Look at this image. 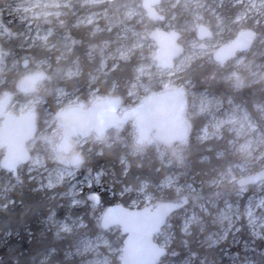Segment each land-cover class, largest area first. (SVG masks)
Wrapping results in <instances>:
<instances>
[{
  "label": "rangeland",
  "instance_id": "rangeland-1",
  "mask_svg": "<svg viewBox=\"0 0 264 264\" xmlns=\"http://www.w3.org/2000/svg\"><path fill=\"white\" fill-rule=\"evenodd\" d=\"M4 1L5 4L0 5V54H3L0 74L7 55L1 50V39H18L26 50L46 48L55 55L58 53L54 62L56 65L61 64L59 61L66 62V65L55 70L49 59H42L33 67L22 70L20 80L40 70L47 73L54 69L53 74H48L31 95L18 92L20 96L15 97L9 107L10 112L19 115L36 108L37 130L34 141L28 145L34 153L33 158L17 170L16 176L2 169L1 161L6 151L0 150V181L3 184L0 196L8 197L17 182L25 177L38 184L42 191L65 187L59 198L68 205L69 213L64 218L52 214L47 221L48 227L60 235L80 231L87 226L82 217H74L70 209L84 206L93 192L105 193L107 199L125 198L127 204L134 208L165 201L167 191H171L180 204L185 200L188 204L169 218L157 236L166 249L171 248L169 258L165 257L160 264H264V0H168V7L163 12L168 14L171 11L170 15L166 21L155 26H150L142 0ZM114 2L119 5H114ZM180 12L185 14L184 19L180 17ZM68 17L72 19V28L90 27L93 35L106 33L111 38L87 46L88 56H96L100 61L96 74L87 81L88 90L101 75L106 78L118 65L136 57L138 64L132 68L133 78L124 86L127 93L123 98L140 101L151 92L172 85L181 87L186 89L189 100L187 118L192 121L201 118L205 122L200 129L192 131L191 147L168 148L156 144L140 148L136 142L137 130L132 124L127 132L110 131L99 146H95L94 137L87 140L74 138L78 150L88 148V156L90 151L110 145L123 146L134 157L154 153L162 169H168L154 189L150 188L148 181L137 187H117L106 168H92L87 155H83L82 164L74 166L72 155H64L56 149L61 127L55 114L81 101L80 94L63 83L80 77L83 69L84 72L88 69V66L82 69L81 62L71 57L73 47L78 43L74 40L73 34L76 33L70 35L65 30L70 20ZM199 21L213 27L216 33L213 40L205 43V49L194 35ZM11 25L16 26L14 30L9 27ZM158 27L177 30L184 35L185 54L171 70L159 69L154 58L158 47L149 35ZM245 28L255 29L261 35L252 50L238 55L225 68L223 83L216 79L213 82L215 88H211L210 93L206 89L207 80L199 83L190 79L182 81L183 72L192 63L197 59L212 61L213 50L232 41L237 32ZM79 50L82 51L81 48ZM11 65L13 68L21 64L14 59ZM224 84H228L225 93L228 88L234 90L233 97L218 96L224 93ZM248 87L252 88L249 93L245 91ZM108 93L119 94L115 92V87ZM2 123L1 120L0 127ZM207 142H214L213 148L207 149L215 152L216 165L201 172L205 178L197 179V174L191 173L190 150ZM78 150L76 152L80 153ZM208 155L200 161L208 163L211 160ZM122 161L128 164L127 158ZM91 202V206L99 208L101 226L104 206ZM174 221L180 222L184 235L196 234L198 247H204L210 254L199 258L194 253L179 257L177 249L180 243L174 241ZM121 236L118 227L104 232L95 227L92 235H82L66 255L77 257L79 264H119L123 247L118 241Z\"/></svg>",
  "mask_w": 264,
  "mask_h": 264
},
{
  "label": "trees",
  "instance_id": "trees-1",
  "mask_svg": "<svg viewBox=\"0 0 264 264\" xmlns=\"http://www.w3.org/2000/svg\"><path fill=\"white\" fill-rule=\"evenodd\" d=\"M5 2L4 0H0V5H4ZM116 4L119 5V3L114 2V5ZM150 26H155V24L151 22ZM74 31L76 34H73V32L72 34L74 37L76 35L78 43L76 45V50L79 51V60L83 68L88 66L85 72H87V74L92 73L100 61L98 59L94 61L88 56V52L82 49L84 46L83 42L87 44V47L94 43H101L108 39L111 40V38H108L109 35L106 33L93 35V30L90 27H87L83 32L75 29ZM61 32H63V30H61ZM72 34L70 33V35ZM1 43V49L7 53V55L5 57V65L2 68L3 72L0 74V93L7 90L12 91L15 95L14 97L20 96L17 85L22 76L23 66L18 65V67L12 68L11 63L14 59L18 60L19 63L24 59H29L31 60V67H33L34 63L37 61L49 59L51 67L53 66L55 70L63 69V66L66 65V62L60 61L59 63L61 64L56 65L54 62L56 61L55 58L58 57V53L55 55L46 48L32 47L26 50L20 40L12 38L8 40L1 39ZM80 48L82 51L79 50ZM137 64L138 61L136 57H132L128 63H121L113 72L107 74L106 81L108 82V90L115 87L116 93L126 95L127 92L124 86L127 81L133 78L132 68ZM53 68L50 69L47 74L52 75ZM204 71V69L203 71L199 69L196 62H194L190 68L183 72L184 76L182 77V81L190 79L195 83H199L203 78L201 77V73ZM87 74L85 73L83 77L78 79L64 81L63 84L69 89H72V87L76 85V87H81L82 90H86V80L90 75ZM219 80L221 79H217V81ZM255 94H257V92H255ZM193 121L194 130L200 129L205 123L201 118H195ZM213 145L214 142H207L200 147H192L190 150V153H192L191 164L193 166V171L191 173L192 175L197 174V179L205 178L202 177L203 174H201V172L205 170L208 171L210 167L216 165L214 152H212V150H207V148H213ZM208 154L211 156V160L208 161V163L206 161L201 162L200 160L205 158ZM124 157L127 158V165L122 161ZM89 158L90 165L93 169H98L100 167L108 169V173L115 179L112 183L117 187L122 185L137 187L142 182L148 181L150 183V188L154 189L153 187L158 184L168 171L167 168L162 169L154 153L149 152L143 155V157H134L129 155L127 149L118 145H114L110 147V149H105L98 155L93 152ZM106 179L110 180L109 177H106ZM17 183L18 184L10 191L8 197L2 198L0 196V264H79L77 257H70L66 255V252L82 238V235H86V233L92 235L93 232H95V227H97L99 232H104V230H106L102 226V222L100 226L98 220L100 213L99 208L91 206L92 202L89 201L86 202L84 206L71 208L70 213L74 217H82L83 222L87 223V226L81 228L80 231L73 230L59 235L48 227L47 221L52 214H55L57 218H64L69 213V209L67 210L66 207L68 205L59 198V195L65 190V187L42 191L38 188V184L33 183L27 177ZM1 186H3V184L0 181V187ZM167 192L166 199L170 201L175 199L171 191ZM111 200L105 199L102 201L104 203L120 202L128 205V200L125 198L118 199L114 197ZM179 225V221L175 222L176 234L174 241L178 244L180 243L179 249H177L179 251L177 252L180 255L179 257H185L190 253L196 254L197 258L210 254V251H207L204 247H198L200 244L196 240V234H190V236L184 235ZM118 241L122 246V238ZM170 249L171 248L168 249V252H170ZM166 258L168 259L169 256Z\"/></svg>",
  "mask_w": 264,
  "mask_h": 264
},
{
  "label": "water",
  "instance_id": "water-1",
  "mask_svg": "<svg viewBox=\"0 0 264 264\" xmlns=\"http://www.w3.org/2000/svg\"><path fill=\"white\" fill-rule=\"evenodd\" d=\"M164 0H143L142 5L153 21L164 18L157 12V6ZM199 39L212 38L213 34L206 25L198 29ZM155 41L158 50L154 56L157 67L171 70L175 62L184 54V47L179 45L181 35L176 31H165L160 28L152 31L149 35ZM256 38L252 30H245L240 33L233 42L224 45L220 51L227 59H233L238 52L248 50ZM2 54H0L1 58ZM25 69L29 67V60L21 63ZM47 74L39 71L27 75L18 83V90L25 95H31L36 91L38 84L45 80ZM13 93H5L0 98V119L3 124L0 128V147L5 149L2 166L10 172H15L24 165L31 162L33 151L28 145L34 141L36 136V115L35 109H31L21 115L9 111L13 100ZM121 98L108 96L105 99L94 102L92 108L81 113L82 117L76 116L77 108L74 107L59 111L55 117L60 120L61 134L56 143V149L63 154L74 151L73 139L78 135L86 138L92 131L101 133L105 128L116 126L117 123H129L130 120H138L143 117V135L141 139H148L152 134L154 138L162 143L168 141L174 134H181L185 130L187 113V91L181 87H166L161 91L151 92L150 95L142 98L137 107L131 108L123 117L116 114ZM111 106L107 117H96L105 106ZM102 130V131H101ZM139 142H142V140ZM72 165L78 166L81 156H72ZM95 201L97 205L102 203L99 193L93 192L88 198ZM188 204L185 200L180 202H166L153 211L152 206L145 208H132L122 203H114L108 207L102 215V226L109 230L119 227L124 239L122 240V254L119 264H159L169 252L159 242L154 241L157 233L167 224V217L171 212L176 211Z\"/></svg>",
  "mask_w": 264,
  "mask_h": 264
},
{
  "label": "flooded vegetation",
  "instance_id": "flooded-vegetation-1",
  "mask_svg": "<svg viewBox=\"0 0 264 264\" xmlns=\"http://www.w3.org/2000/svg\"><path fill=\"white\" fill-rule=\"evenodd\" d=\"M168 0H164V1H162L161 3H160V5L159 6H157V12L159 13V15H161L164 19L163 20H161V19H158L157 21H153L152 19H150L149 18V15H148V19H149V21H151V22H153L155 25H156V23L159 25V24H161V23H163L164 21H166V19L168 18V16L170 15V12L168 13V14H165L164 12H163V10H165V7H168V2H167ZM142 3H143V0H142ZM142 5V4H141ZM143 8H144V6H143ZM169 9V8H168ZM145 10V9H144ZM171 10V9H170ZM176 10H174L173 12H175ZM180 14V17H182V19H184L185 18V14H183V13H179ZM146 15H147V13H146ZM69 19H70V17H68ZM198 23V25H197V29H196V31H195V33H194V35H195V38L197 39V41H198V43L202 46V48L203 49H205L206 47H207V45L205 44L207 41H211V40H213V38L216 36V33H215V30H214V28L213 27H211V26H209L207 23H204L203 21H199V22H197ZM71 24H72V19H70L67 23H66V27H65V30H67V32H69V33H71L72 34V32L73 33H75V31L73 30V29H75V30H80V31H84V30H86V28L87 27H83V28H72V26H71ZM206 25L209 29H210V31H211V33L213 34V36H212V38H210V39H206V40H201V39H199V34H198V29H199V27L201 26V25ZM12 30H14L15 29V25H11V26H9ZM73 27H75L74 25H73ZM158 28H160V29H162V30H165V31H176V32H178L180 35H181V37H180V40H179V45H182L183 47H184V54H185V51H186V46H184V35L181 33V32H179V31H177V30H166V29H164L163 27H158ZM158 28H156V29H158ZM155 29V30H156ZM245 30H252L253 32H255L256 33V38H255V40L253 41V44H252V46L248 49V50H246L245 52H238L237 53V55L235 56V58L238 56V55H241V54H245L247 51H250V50H252L253 48H254V46L256 45V41L258 40V38H259V34H260V32H258L257 30H255V29H249V28H245V29H243V30H240L239 32H237V34L234 36V38L232 39V41H230V42H226V43H224V44H222V45H220V46H218L215 50H213V52H212V61H206L207 59H197L195 62H196V64H197V67H199V69H201L202 71H203V69L205 70L204 72H202L201 73V77H203L202 78V80H201V82L202 81H209V84L206 86V89L208 90V92H210L211 91V88H215V85L214 84H212V82L213 81H215L216 79H221V82H220V84L221 83H223L222 82V80H224V78H225V75H224V70H225V68H227L228 66H230V64H231V62L233 61V60H235V58H233V59H227L226 58V55H223V53L220 51V49H222L223 47H224V45H226V44H228V43H231V42H233L234 41V39L240 34V33H242V32H245ZM74 40L77 42V40H76V35H75V37H74ZM83 47H82V49L84 50V51H86V52H88L86 49H87V47H86V44H85V42H83ZM2 50V49H1ZM73 52H72V54H71V57L73 58H76V59H78L79 60V51H77L76 50V47H73V50H72ZM2 54V53H1ZM183 54V55H184ZM76 55V56H75ZM182 55V56H183ZM1 57H3V54H2V56ZM95 59H98L96 56L94 57V58H92V60H94L95 61ZM181 59V58H180ZM179 59V60H180ZM25 60V59H24ZM29 60V59H28ZM99 60V59H98ZM0 61H1V58H0ZM80 61V60H79ZM81 62V61H80ZM177 62H178V60L175 62V66H176V64H177ZM20 63H22V62H20ZM22 65V64H21ZM99 65H100V63L95 67V69L92 71V73H89L90 75H89V77H88V79L86 80V83H87V81L89 80V78L91 77V76H93V75H95L96 74V70L98 69V67H99ZM23 66V65H22ZM31 66V60H29V67ZM81 66H82V63H81ZM28 67V68H29ZM27 68V69H28ZM23 69H25L24 67H23ZM82 69H83V66H82ZM83 73L81 74V76L80 77H83L84 75H85V72H84V69H83V71H82ZM47 74V73H46ZM48 75V74H47ZM80 77H74V79H78V78H80ZM74 79H70V80H74ZM220 81V80H219ZM219 81H217V82H219ZM108 82L106 81V78H105V76L104 75H101L99 78H97L95 81H94V83L91 85L92 87L90 88V90H88L87 89V87H86V90H82V88L81 87H76V85L74 86V87H72V90H74L75 91V93L77 94V93H79L80 94V96H81V101L80 100H78V101H76L75 102V104H72V105H69V106H67V107H65V109H68V108H71V107H74L75 109L77 108V111H76V116H78L79 118H81L82 117V115H81V113H83V112H85V111H87V110H89L90 108H92V106L94 105L93 103L94 102H96L97 100H101V99H105V98H107L108 96H119L120 98H121V102H120V105H119V107L117 108V110H116V114H118V116L119 117H123L125 114H126V112H128L131 108H134V107H137L139 104H140V101H135V100H131V98H129V99H126V98H123V95H115V94H113V95H111V94H109L108 92H109V90H108V84H107ZM87 85H88V83H87ZM228 84H224L223 86L225 87V88H223L222 90H223V92L224 93H220V94H218V96L219 97H233V95H232V93L234 92V90L233 89H231V88H228V90H227V92L225 93V90L227 89L226 87H228L227 86ZM255 88V87H254ZM162 90V89H161ZM79 91V92H78ZM233 91V92H232ZM245 91H247V93H249V92H251L252 91V88H247ZM13 93L12 91H7V90H5V91H2V95H1V97L5 94V93ZM94 93H96L95 95H93ZM211 93V92H210ZM216 94H217V92H215ZM231 93V94H230ZM79 94L77 95L78 97H80L79 96ZM230 95V96H229ZM15 95H14V93H13V100H12V102L14 101V97ZM125 97H126V95H124ZM0 97V98H1ZM247 98H248V96H246ZM187 100H188V98H187ZM12 102H11V104H12ZM188 106H189V100H188V104H187V109H188ZM10 107V106H9ZM64 109V110H65ZM110 110H111V106L110 105H108V106H105L103 109H102V111H100V113H98L97 115H96V117L98 118V117H107L108 115H109V113H110ZM9 111H10V108H9ZM27 112V111H26ZM188 112V111H187ZM187 114V113H186ZM35 115H38L37 114V111H36V108H35ZM142 119H143V117H140L137 121L136 120H130V122L129 123H125V124H123V123H117L116 124V126H114V127H110L109 129L108 128H105L101 133H96L95 131H92L86 138H83L82 137V135H78L77 137H81V139L82 140H87L88 138H90V137H94V144H95V146H99V144L100 143H102L104 140H105V138H107L108 137V134H109V132L110 131H112V130H115L116 132H118V133H120V132H123V131H126L127 130V128L129 127V125L130 124H132V126L134 127V128H136V130H137V137H136V142H137V145H139V147L140 148H143V147H148V148H150V147H153L154 145H156V144H161V145H163V146H166V147H168V148H174L175 146H181V147H185V146H189V147H191V145H192V143L190 142V139L192 138V134H193V130H194V122L192 121V119L190 120V119H188L187 118V115H185V118H184V120L186 121V124H185V130L184 131H182V133L181 134H174V136H171L169 139H168V141L167 142H165V143H162V142H160V141H158V140H156L155 138H154V134H152V136H150L148 139H141V135H143V129H144V123H143V121H142ZM2 119H0V121H1ZM37 120V119H36ZM2 122H3V120H2ZM3 124V123H2ZM2 126V125H1ZM1 128V127H0ZM36 128H37V122H36ZM127 132V131H126ZM60 136V135H59ZM77 137H75V139L77 138ZM59 138V137H58ZM142 140V142H139V140ZM74 140V139H73ZM73 143H74V151L73 152H71V153H69V154H64V155H74V154H79L80 156H81V159H82V162L80 163V164H82L83 162H84V157H83V155H87L89 152H88V148H81L80 150H78V148H76V145H77V143L76 142H74L73 141ZM112 146H114V145H110V147H112ZM110 147L109 146H106V147H104V148H99V150H93V151H90V154H89V156H91L92 155V153L94 152V153H96L97 155L100 153V152H103L105 149H110ZM123 147V146H122ZM126 149V148H125ZM0 150H2V148L0 147ZM5 150V149H4ZM81 151L80 153L78 152H76V151ZM86 150V151H85ZM207 150H209V149H207ZM128 153H129V151H128ZM215 153V152H214ZM89 156L87 155V157L89 158ZM209 156V155H208ZM3 160V159H2ZM73 161V160H72ZM2 162V161H1ZM2 164H3V162L1 163V167H2V169H4V170H6L8 173H10V174H12L13 175V177L14 176H16L15 175V172H10L8 169H6V168H4L3 166H2ZM103 168H105V167H103ZM106 170L108 171V169L106 168ZM98 193V192H97ZM99 195H100V198H101V201L102 200H105V199H107L106 197H105V193H99ZM90 196V195H89ZM89 196L87 197V200L88 201H90L91 202V200H89L88 198H89ZM107 200H111V199H107ZM185 200V199H184ZM93 201V200H92ZM112 201V200H111ZM178 201V199H173L172 201H170L169 199H166L165 201H161V202H159V203H157L156 205L155 204H153V203H151V204H148L149 206H152L153 207V211H155L156 210V208L158 207V206H160L161 204H166V202H177ZM115 202H113V203H104L103 201H102V203L100 204V205H98V206H104V209H103V211L105 212V210L108 208V207H110V206H112L113 204H114ZM117 203V202H116ZM96 204V203H95ZM148 205H145V206H148ZM129 206V205H128ZM136 208H145V207H136ZM181 209V208H180ZM180 209H178V210H176V211H173V212H171L170 213V215L167 217V219H168V221H167V223L169 222V218L171 217V216H173V215H176V213H178V211L180 210ZM103 212V213H104ZM102 213V214H103ZM167 225V224H166ZM119 228V227H118ZM113 229V228H112ZM120 230V229H119ZM163 231V230H162ZM162 231H160L159 233H157V235H156V237H155V239H154V241H156V242H159L161 245H162V243H161V241H159L158 239H157V236L162 232ZM122 233V232H121ZM123 237V239H124V236H123V234H122V236H121V238ZM163 246V245H162ZM167 252H168V249H167ZM123 255V254H122ZM164 258H162L161 259V261L160 262H162V260H163ZM160 262H159V264H160ZM129 264H131V263H129Z\"/></svg>",
  "mask_w": 264,
  "mask_h": 264
},
{
  "label": "bare ground",
  "instance_id": "bare-ground-1",
  "mask_svg": "<svg viewBox=\"0 0 264 264\" xmlns=\"http://www.w3.org/2000/svg\"><path fill=\"white\" fill-rule=\"evenodd\" d=\"M177 202H179V201H177ZM177 202H175V203H177ZM122 253V252H121ZM123 256V255H122Z\"/></svg>",
  "mask_w": 264,
  "mask_h": 264
}]
</instances>
